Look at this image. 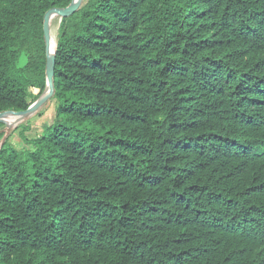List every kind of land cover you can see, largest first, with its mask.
<instances>
[{"label":"trees","instance_id":"obj_1","mask_svg":"<svg viewBox=\"0 0 264 264\" xmlns=\"http://www.w3.org/2000/svg\"><path fill=\"white\" fill-rule=\"evenodd\" d=\"M71 1L0 0V113ZM55 45L48 126L0 146V264H264V0H81Z\"/></svg>","mask_w":264,"mask_h":264},{"label":"water","instance_id":"obj_2","mask_svg":"<svg viewBox=\"0 0 264 264\" xmlns=\"http://www.w3.org/2000/svg\"><path fill=\"white\" fill-rule=\"evenodd\" d=\"M81 0H72L68 6L65 8H53L48 10L44 15V23H43V32L45 38V54H46V70H45V89L42 94L24 111L20 112H5L0 113V122H3L4 125L9 128L12 125H16L21 122L23 119L29 117L34 112H36L49 98L53 96L54 93V84H53V76H54V52L55 47L51 49L52 38L50 35V19L51 16L55 15L59 18V22L63 17L71 14L80 4ZM5 114H14L16 117L12 120H4ZM7 131L4 133V136L0 142V146L5 140Z\"/></svg>","mask_w":264,"mask_h":264},{"label":"rangeland","instance_id":"obj_3","mask_svg":"<svg viewBox=\"0 0 264 264\" xmlns=\"http://www.w3.org/2000/svg\"><path fill=\"white\" fill-rule=\"evenodd\" d=\"M58 24H59V18L57 16L53 17L50 20V35L53 43H55L56 41ZM56 104L57 101L54 98H51L48 101H46L36 112H34L29 117L23 119L21 122H19L16 125L10 126L9 128H7L4 125L3 127H0V131H4V133L7 131L6 137L8 136L9 133H12V136L10 138V143L16 147H22L23 138L20 133L22 128L24 126L25 127L28 126L29 131L26 134L29 137L40 136V134L43 133L42 131L43 127L48 126V123L52 118L54 107L56 106ZM28 149H32V147L29 146Z\"/></svg>","mask_w":264,"mask_h":264},{"label":"bare ground","instance_id":"obj_4","mask_svg":"<svg viewBox=\"0 0 264 264\" xmlns=\"http://www.w3.org/2000/svg\"><path fill=\"white\" fill-rule=\"evenodd\" d=\"M53 17H55V15L51 16V19H52ZM51 19H50V20H51ZM51 49H53V47H52V42H51ZM15 117H16V115H14V114H5L3 118H4V120L8 121V120H12V119H14Z\"/></svg>","mask_w":264,"mask_h":264}]
</instances>
